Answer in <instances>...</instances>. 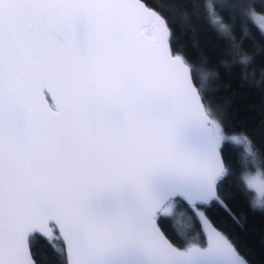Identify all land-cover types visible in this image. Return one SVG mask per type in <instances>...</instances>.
Wrapping results in <instances>:
<instances>
[{
    "label": "snow or ice",
    "instance_id": "1",
    "mask_svg": "<svg viewBox=\"0 0 264 264\" xmlns=\"http://www.w3.org/2000/svg\"><path fill=\"white\" fill-rule=\"evenodd\" d=\"M251 8L0 0V264H252L208 209L255 236L252 213L227 202L239 193L248 204L253 188L264 201V170L248 176L221 153L229 141L264 152L246 132L228 135L222 85L208 86L219 73L189 57L176 25L207 21L220 54L249 66L264 53L245 48Z\"/></svg>",
    "mask_w": 264,
    "mask_h": 264
},
{
    "label": "trees",
    "instance_id": "2",
    "mask_svg": "<svg viewBox=\"0 0 264 264\" xmlns=\"http://www.w3.org/2000/svg\"><path fill=\"white\" fill-rule=\"evenodd\" d=\"M141 1L151 9L153 0ZM250 3L252 5L251 11L254 14L264 15V0H250ZM194 23L196 26L194 32L182 28L183 21L177 16L178 39L180 44L185 46V51L192 60L199 63L202 54L208 56L210 58L208 70L219 73V81L210 79L208 86L211 87L213 83L222 85L216 94V99L226 105L225 120L230 129L228 135L246 132L255 142L256 147L264 152V82L259 86L255 84V81L261 80V74L264 72V53L258 54L249 66L240 65L236 62L235 57L220 54L219 42L215 39L212 28L207 21L199 20ZM246 27L253 39L246 42L245 48L249 54H252L256 45H264V40L258 35L262 30L254 22L253 16ZM221 60L226 61L231 68L224 67L220 63ZM245 72L249 75L247 81L243 78ZM253 73H255L254 76ZM227 148L228 153L222 152V156L226 155V162L233 167L239 162L243 173H249L256 169L264 170L261 167L264 161L260 155L247 153L246 145L243 142L237 145L229 141ZM253 201L254 193L250 190L248 204L245 203L243 196L239 193L227 203L234 213H252L255 236L238 233L228 210L219 204L208 209V216L218 230L230 234L237 241L241 251L252 264H264V246L259 240V234L261 230H264V205L262 208H251L250 205ZM176 223L179 228H183L188 223L187 218L177 217ZM194 238L198 239V236L188 237L189 240Z\"/></svg>",
    "mask_w": 264,
    "mask_h": 264
},
{
    "label": "rangeland",
    "instance_id": "3",
    "mask_svg": "<svg viewBox=\"0 0 264 264\" xmlns=\"http://www.w3.org/2000/svg\"><path fill=\"white\" fill-rule=\"evenodd\" d=\"M253 20L258 25V27L262 31H264V15L254 14ZM259 171H262V170L261 169H256V170H254L252 172H249L247 174H248V176L254 177V176H256V174ZM246 182H248V181H246ZM251 191L254 193V201H255L256 207L257 208H262L263 205H264V201L261 200L259 191L256 190L255 188L251 189ZM205 230H207V225H205Z\"/></svg>",
    "mask_w": 264,
    "mask_h": 264
},
{
    "label": "water",
    "instance_id": "4",
    "mask_svg": "<svg viewBox=\"0 0 264 264\" xmlns=\"http://www.w3.org/2000/svg\"><path fill=\"white\" fill-rule=\"evenodd\" d=\"M140 2L149 10H151L143 1L140 0ZM45 103H47L49 106H52L54 108L56 100L52 98V95L49 94L48 96L45 97ZM222 155V153H221Z\"/></svg>",
    "mask_w": 264,
    "mask_h": 264
}]
</instances>
